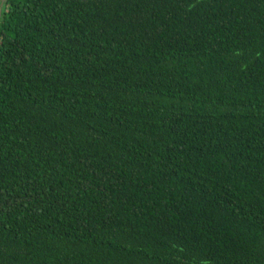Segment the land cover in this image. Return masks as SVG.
Listing matches in <instances>:
<instances>
[{
  "label": "trees",
  "instance_id": "trees-1",
  "mask_svg": "<svg viewBox=\"0 0 264 264\" xmlns=\"http://www.w3.org/2000/svg\"><path fill=\"white\" fill-rule=\"evenodd\" d=\"M0 264H264V0H0Z\"/></svg>",
  "mask_w": 264,
  "mask_h": 264
},
{
  "label": "water",
  "instance_id": "water-1",
  "mask_svg": "<svg viewBox=\"0 0 264 264\" xmlns=\"http://www.w3.org/2000/svg\"><path fill=\"white\" fill-rule=\"evenodd\" d=\"M83 1H85V0H83Z\"/></svg>",
  "mask_w": 264,
  "mask_h": 264
}]
</instances>
